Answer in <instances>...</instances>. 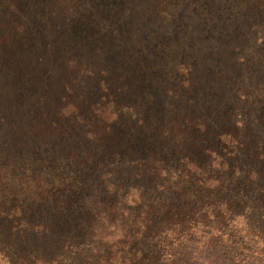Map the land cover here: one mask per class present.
Returning <instances> with one entry per match:
<instances>
[{
    "label": "rangeland",
    "instance_id": "obj_1",
    "mask_svg": "<svg viewBox=\"0 0 264 264\" xmlns=\"http://www.w3.org/2000/svg\"><path fill=\"white\" fill-rule=\"evenodd\" d=\"M162 195L165 264H264V0H0V264L97 198L98 236L61 264L127 252Z\"/></svg>",
    "mask_w": 264,
    "mask_h": 264
},
{
    "label": "trees",
    "instance_id": "obj_2",
    "mask_svg": "<svg viewBox=\"0 0 264 264\" xmlns=\"http://www.w3.org/2000/svg\"><path fill=\"white\" fill-rule=\"evenodd\" d=\"M147 159H155L152 158L149 155H144ZM190 164H196L195 162H189ZM198 164V163H197ZM201 165V164H199ZM236 166V165H235ZM201 168L200 166H195V169L199 171L198 169ZM238 171V166L235 168H232L231 165L227 166L223 172L225 176L229 175V179L231 177L235 176ZM257 170L252 169L249 173V178L253 179L256 177ZM130 178V175L123 174V177L121 178V183L128 182V179ZM242 180L241 177L237 180ZM199 181L197 184H199ZM202 183V182H201ZM240 183V182H239ZM239 183H227V186H222L221 190L224 193H232V191H240L239 187L241 186ZM112 185H114L111 182ZM204 185V183H202ZM223 184V183H221ZM220 184V185H221ZM155 191V190H154ZM147 192V191H146ZM145 193V192H144ZM146 194V193H145ZM190 194H195L194 190L190 192ZM189 194V195H190ZM196 195V194H195ZM96 196H88L89 201ZM112 197V196H111ZM110 197V198H111ZM139 199L143 198V192L138 193ZM141 197V198H140ZM182 200L184 199L183 196ZM152 198V197H151ZM75 201H78L75 200ZM113 200L108 201L107 198H97L92 202V211L94 212V215L92 218L95 220V217L101 215L102 213L99 211L109 210L110 206L114 205L112 202ZM176 203V201H175ZM142 204V203H141ZM158 206L155 208L152 207V214L151 216L157 218L156 223L154 220H150L149 224H147L148 228H153L152 234L150 236V233H146L141 239H138L136 243L134 244L133 248H130L127 252H119L117 254H110L107 255L105 252L95 249L91 251H87L86 248L82 247L80 248L74 255V261L71 264H165V253H169L170 246L172 243H169V240L166 236H160L159 241H155L153 236H159L161 235V229H163L168 222H171L174 226V220H175V209L176 204H172L168 199L165 198L164 195H162V199H160L157 203ZM178 211V208H177ZM31 212L27 213L29 215ZM22 214H17V217H21ZM167 216V217H163ZM94 220L87 221L84 224H71V228H66L63 230V234H59V230L55 228V224L53 223V227L56 229L53 230V232H50L49 229H47V226L45 224L40 223L38 227V233L41 237H55V233L57 234V237L55 239H51L48 243L45 245H42V248L36 245L38 247H31L30 250H24V248H19L20 242L26 241L28 235L30 234L33 227H31L28 223L26 224V233L25 236H18L14 233L8 238L12 239L11 245L6 246V250L8 253H10V250L12 249V258L13 263H20V264H61L65 260V254L63 252V248L66 244H72L74 247L84 244L86 240H92L96 239L98 236V226L94 224ZM26 221V217H25ZM34 221V220H33ZM56 242L52 244V242ZM211 244H215V239H212L210 241ZM174 246V245H173ZM13 247V248H12ZM6 252V251H5ZM6 252V253H7ZM15 253V254H14ZM170 262V261H169Z\"/></svg>",
    "mask_w": 264,
    "mask_h": 264
}]
</instances>
